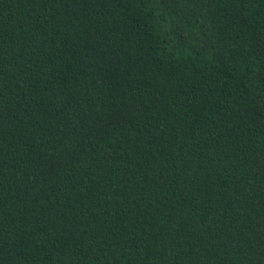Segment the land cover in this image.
I'll use <instances>...</instances> for the list:
<instances>
[{
    "label": "trees",
    "instance_id": "obj_1",
    "mask_svg": "<svg viewBox=\"0 0 264 264\" xmlns=\"http://www.w3.org/2000/svg\"><path fill=\"white\" fill-rule=\"evenodd\" d=\"M0 264H264V0H0Z\"/></svg>",
    "mask_w": 264,
    "mask_h": 264
}]
</instances>
